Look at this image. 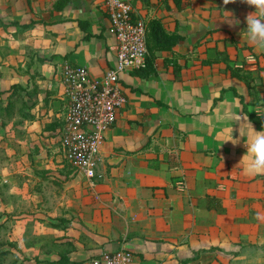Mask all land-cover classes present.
Masks as SVG:
<instances>
[{
	"label": "crops",
	"instance_id": "crops-1",
	"mask_svg": "<svg viewBox=\"0 0 264 264\" xmlns=\"http://www.w3.org/2000/svg\"><path fill=\"white\" fill-rule=\"evenodd\" d=\"M127 1L133 19H160L183 40L156 51L155 74L122 73L126 103L105 134L101 178L90 182L62 152L63 68L84 67L101 80L115 66L106 0H0V87L36 89L32 120L15 119L7 130L19 131L25 151L14 161L16 174L5 168V177L14 188L31 184L34 206L57 205L60 214H37L54 238L40 258L87 264L127 250L133 264H264V174L236 167L249 118L235 92L246 103L258 99L249 111L264 119V49L243 33L256 9L244 0ZM210 59L218 60L203 63ZM241 65L259 78V97L232 76L230 68ZM233 137L238 144L224 143Z\"/></svg>",
	"mask_w": 264,
	"mask_h": 264
},
{
	"label": "built area",
	"instance_id": "built-area-1",
	"mask_svg": "<svg viewBox=\"0 0 264 264\" xmlns=\"http://www.w3.org/2000/svg\"><path fill=\"white\" fill-rule=\"evenodd\" d=\"M111 32L118 46L116 64L101 80H93L89 70L65 64L64 95L68 106L62 136L64 159L90 181L101 178L98 163L106 132L115 124L117 112L126 103L120 85L122 73L145 66L148 56L146 27L133 20L127 0H106ZM127 250L103 253L87 264H133Z\"/></svg>",
	"mask_w": 264,
	"mask_h": 264
},
{
	"label": "rangeland",
	"instance_id": "rangeland-1",
	"mask_svg": "<svg viewBox=\"0 0 264 264\" xmlns=\"http://www.w3.org/2000/svg\"><path fill=\"white\" fill-rule=\"evenodd\" d=\"M0 91H4L3 88L0 87ZM4 98L6 99V95L2 97L3 100ZM10 126L0 129V252L11 250L13 254L1 256L0 264H33L42 256L40 251L44 254L42 245L44 250L50 253V244L54 241L52 231L36 223L39 218L37 214H60H57V205L54 209H40L34 206L36 203L28 197L30 192L32 193L31 184L14 188L12 181L5 177V168H8L7 173L16 174L17 167L14 163L19 161L20 154L25 151L24 144L19 143V131L7 132ZM20 191L23 192V197L16 198L15 192Z\"/></svg>",
	"mask_w": 264,
	"mask_h": 264
},
{
	"label": "trees",
	"instance_id": "trees-1",
	"mask_svg": "<svg viewBox=\"0 0 264 264\" xmlns=\"http://www.w3.org/2000/svg\"><path fill=\"white\" fill-rule=\"evenodd\" d=\"M178 1V0H177ZM135 20V19H133ZM144 24L146 27V35H147V44L149 47V55L147 56V61L144 67L135 70V73L140 74L142 77H148L155 74L154 69V61H155V53L157 50H173L179 42L183 40V37L178 34H168L161 22L160 19H151L149 21L144 20ZM216 60H205L203 63L205 64H213ZM231 74L233 77L242 81L250 90V95L255 98L260 96V84L257 83V79L253 75L252 70L245 69L244 65L230 68ZM256 71L260 72L262 69L258 66ZM10 94L7 100H3L2 97L6 94ZM36 93V89L29 91L27 88L22 87L20 84L12 85L9 90L0 91V129H6L15 119L20 120L19 124H23L25 121L32 120L31 116V105L29 104V98L32 97ZM236 96L239 97L241 102L243 103V111L249 118V120L264 128V119L261 117H257L255 114L249 111V106L253 104H258V99L251 103H246L245 99L235 92ZM65 119V117H64ZM15 126V125H14ZM18 126V125H17ZM65 127V120H64ZM62 127V130L63 128ZM66 164L73 171H76L75 168L69 164L65 160ZM48 226L54 229H59L61 226L60 223H52L49 222ZM13 253L11 250H5L0 252V260L1 256H8ZM17 264V263H14ZM34 264H81L71 262L70 259L66 255H61L57 261H48L43 260L41 258H37Z\"/></svg>",
	"mask_w": 264,
	"mask_h": 264
},
{
	"label": "clouds",
	"instance_id": "clouds-1",
	"mask_svg": "<svg viewBox=\"0 0 264 264\" xmlns=\"http://www.w3.org/2000/svg\"><path fill=\"white\" fill-rule=\"evenodd\" d=\"M235 2L236 0H224L225 5ZM244 2L256 10L246 16L247 27L243 33L247 35L250 43L260 49H264V0H244ZM231 15L229 13V17ZM228 18L225 20L230 24L240 23L239 20H229ZM243 120L244 122L241 123L240 127V135L241 128L243 127L245 131L241 137L244 138L247 150L236 167H241L245 174H264V131H257L247 118H243ZM228 141H231L233 144L239 143L234 137L225 140L224 143Z\"/></svg>",
	"mask_w": 264,
	"mask_h": 264
}]
</instances>
